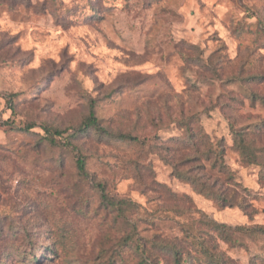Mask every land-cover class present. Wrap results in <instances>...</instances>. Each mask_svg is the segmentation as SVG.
Instances as JSON below:
<instances>
[{
	"label": "rangeland",
	"instance_id": "obj_1",
	"mask_svg": "<svg viewBox=\"0 0 264 264\" xmlns=\"http://www.w3.org/2000/svg\"><path fill=\"white\" fill-rule=\"evenodd\" d=\"M246 128L264 0H0V264H264Z\"/></svg>",
	"mask_w": 264,
	"mask_h": 264
},
{
	"label": "trees",
	"instance_id": "obj_2",
	"mask_svg": "<svg viewBox=\"0 0 264 264\" xmlns=\"http://www.w3.org/2000/svg\"><path fill=\"white\" fill-rule=\"evenodd\" d=\"M31 128H33V126H31V125H28V126L25 127L26 130H30ZM91 129L95 130V131H98L100 133L109 135V133L100 126L99 121H98V119L95 116V111H94V109L92 107L90 108L89 113L85 117L84 121L80 124L79 127L74 129V133L71 136L75 137L76 135L83 134L86 131L91 130ZM244 130H246V131L243 132V133L242 132L235 133V136H234V145L238 149H240V146H241V144L243 142L242 136H240V135L246 134V133H251L254 136L262 137L263 136V132H264V128L256 129L257 131L256 130L255 131H253V130L250 131L249 128H246ZM44 132L46 133L47 136H50L49 142L51 144H53L55 142V137L56 136H61L64 133L63 131L52 130L49 127H45L44 128ZM115 136L118 139L124 140V141H132V142H137L138 141V138L132 137L130 135H122L121 134V135H115ZM249 162H251V161L249 160ZM76 164H77V168H78L79 171H84L85 163H84V160L82 158H79L77 160ZM192 184L194 185L195 189L202 190V186L200 185V183L198 181L192 180ZM98 188L101 189L102 188L101 185H99ZM210 195L212 197V194H210ZM218 199H220V203H221L220 205L221 206H224V207H226V206H230V207L235 206V203L233 201H230V199H228L227 197H222L221 196ZM245 207H246V205H244V207H242V208H243L244 212L246 214H248V216H249L250 214L247 212ZM174 254H175V257H176L175 263L176 264H182L181 263V258L179 257L180 253L175 252Z\"/></svg>",
	"mask_w": 264,
	"mask_h": 264
}]
</instances>
